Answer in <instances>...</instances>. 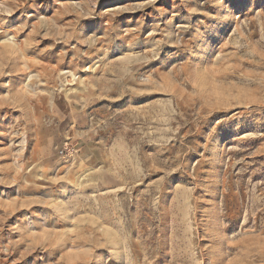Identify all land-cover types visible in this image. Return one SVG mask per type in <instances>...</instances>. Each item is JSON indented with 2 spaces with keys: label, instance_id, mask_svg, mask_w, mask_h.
Segmentation results:
<instances>
[{
  "label": "rangeland",
  "instance_id": "374dc122",
  "mask_svg": "<svg viewBox=\"0 0 264 264\" xmlns=\"http://www.w3.org/2000/svg\"><path fill=\"white\" fill-rule=\"evenodd\" d=\"M122 261L264 264V0H0V264Z\"/></svg>",
  "mask_w": 264,
  "mask_h": 264
},
{
  "label": "bare ground",
  "instance_id": "6f19581e",
  "mask_svg": "<svg viewBox=\"0 0 264 264\" xmlns=\"http://www.w3.org/2000/svg\"><path fill=\"white\" fill-rule=\"evenodd\" d=\"M212 149L214 150L213 147H212ZM115 245H116V237L115 236H111L110 242H109V244L107 246V251H111L115 247ZM123 262L124 261L120 262L119 264H122Z\"/></svg>",
  "mask_w": 264,
  "mask_h": 264
}]
</instances>
